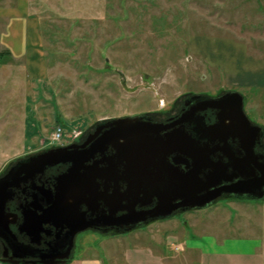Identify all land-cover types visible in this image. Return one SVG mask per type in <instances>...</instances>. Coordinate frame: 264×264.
Wrapping results in <instances>:
<instances>
[{"label": "rangeland", "instance_id": "obj_1", "mask_svg": "<svg viewBox=\"0 0 264 264\" xmlns=\"http://www.w3.org/2000/svg\"><path fill=\"white\" fill-rule=\"evenodd\" d=\"M24 1L19 14L41 22L48 73L31 77L25 58L2 44L9 17L1 13L20 0H0V176L17 159L55 146L59 125L70 141L72 131L102 119L171 114L193 94L238 91L264 127V0ZM193 220L199 232L222 228L243 240L245 250L252 239L264 245V198H245L126 233L86 229L73 252L96 250L104 264H200L181 246L192 240ZM2 256L0 244V263L8 264Z\"/></svg>", "mask_w": 264, "mask_h": 264}, {"label": "flooded vegetation", "instance_id": "obj_2", "mask_svg": "<svg viewBox=\"0 0 264 264\" xmlns=\"http://www.w3.org/2000/svg\"><path fill=\"white\" fill-rule=\"evenodd\" d=\"M230 91L234 90H227L218 95L193 94L184 98L171 114L166 110H159L144 114L146 117L141 119V123L153 139L166 141L175 135L187 136L199 140L203 147L210 146L212 159L210 165L202 169L199 174L200 179L195 180L196 185L200 182L211 184L207 194L212 202L207 206L220 199H253L254 196L264 193V133H257L253 128L247 130L244 137L239 136L227 127L231 123L230 119H227V102L220 104V107H213L206 103L208 98H220ZM234 103L232 101L230 106H234ZM247 116L253 124L260 125L248 114ZM113 119H102L93 129L84 130L77 139L39 151L67 147L64 151V160L47 165L26 181H20L19 186L14 188V198L7 204L8 212L18 214L11 218L14 234H7L0 230L2 251L6 254V257L2 256V259H5L8 264L62 262L71 245L72 231L77 225H87L89 226L87 229L102 233H126L159 220L172 218L179 212L188 211L183 210L184 204L177 200L172 203L176 207L173 214L163 218L159 214L168 203L161 202L164 204L162 205L156 197H143L136 201L128 199L121 202L100 200L92 203L89 201L81 204L80 222L73 227L57 228L54 225L55 222L51 220L44 225L42 232L38 235L22 230L26 208H32L43 214L42 209L52 205L62 177L74 164L78 165V160H80L79 164L83 163L81 176L94 177L92 184L95 183L103 190L110 188L113 192L118 187V192L125 194L131 187L137 185L135 177L131 178L129 173L125 172L128 161L119 156V142L111 139L110 132L117 127L112 123ZM30 155L32 154L17 159L15 163ZM179 157L180 154L172 153L169 161L184 172L193 168L190 159L187 162H180L182 157ZM116 162V169L113 168V170L117 173L112 175V178L110 175L111 179L104 177L101 169L109 167L111 163L114 165ZM209 174H213L211 180L207 179ZM83 231L75 235L71 255L75 239Z\"/></svg>", "mask_w": 264, "mask_h": 264}, {"label": "water", "instance_id": "obj_3", "mask_svg": "<svg viewBox=\"0 0 264 264\" xmlns=\"http://www.w3.org/2000/svg\"><path fill=\"white\" fill-rule=\"evenodd\" d=\"M208 99L206 103L213 107H220V104L227 102V119L231 121L227 127L234 130L239 136L244 137L245 132L253 128L257 133H264L263 127L253 124L247 116L244 110V97L240 92L230 91L220 98ZM232 101L235 102L234 106H230ZM143 117L146 116L114 118L112 123L117 127L110 132L111 139L119 142V156L128 161L125 172H128L131 178L135 177L137 185L131 187L130 191L125 194L118 192V187L113 192L110 191V188L103 190L95 183L92 184L95 180L94 177L84 178L81 176L83 163L79 164L80 160H78V165L74 164L70 171L62 177L52 205L43 208V214L32 208H26L22 230L38 235L42 232L44 225L51 220L55 222L54 225L57 228L73 227L80 222L81 204L89 201L92 203L100 200L121 202L128 199L136 201L143 197H156L160 203H168L159 214L163 218L173 214L176 207L172 203L177 200L184 204L183 210L204 208L210 204L212 199L209 198L207 190L211 184L200 182L196 185L195 182L196 179H200L199 174L202 169L210 165L212 160L210 146L203 147L199 140L187 136L175 135L166 141L153 139L148 134L147 128L141 123ZM65 149L67 147H58L32 154L19 160L4 175L0 176V230L7 234H14L11 228V218L18 214L7 211V204L15 195L14 188L19 186L20 181H26L27 178L42 171L47 165L64 160ZM172 153L180 154L182 157L180 162H187L190 159L193 168L184 172L171 164L169 156ZM116 166L117 162L114 165L111 163L109 167L101 169V174L111 179L112 175L117 173V171L114 172ZM212 176L213 174H209L207 179L211 180ZM263 196L264 193L254 196V198ZM88 227L87 225L75 227L72 231L69 251L64 260L58 264L68 262L75 235ZM3 256L6 257V254L4 253ZM3 261L7 262L5 259Z\"/></svg>", "mask_w": 264, "mask_h": 264}, {"label": "crops", "instance_id": "obj_4", "mask_svg": "<svg viewBox=\"0 0 264 264\" xmlns=\"http://www.w3.org/2000/svg\"><path fill=\"white\" fill-rule=\"evenodd\" d=\"M24 5L25 1L20 0L15 9H5L4 14L1 13L9 17L1 41L15 58H25L27 72L31 77L45 78L48 65L41 34V22L27 10L25 15L19 14L20 11L25 10ZM23 45H26V49L21 48ZM200 224L202 223L199 220L191 222L194 230L192 240L182 241L181 244L192 255V261H198L200 264H254L258 260L260 249L264 246L261 242L252 239L246 242L249 246L245 250L242 246L243 240L227 236L224 231H221L222 228L220 232L214 230L199 232ZM177 236L179 239L182 238L181 234ZM0 244L2 245L1 241ZM78 255L81 256L78 257ZM66 264H104V257L96 250L92 253L89 248H85L78 254L74 251L71 260Z\"/></svg>", "mask_w": 264, "mask_h": 264}, {"label": "built area", "instance_id": "obj_5", "mask_svg": "<svg viewBox=\"0 0 264 264\" xmlns=\"http://www.w3.org/2000/svg\"><path fill=\"white\" fill-rule=\"evenodd\" d=\"M65 128L61 125L57 126L52 135H51V143L52 145H62L66 141V135L64 132ZM82 134V130H74L70 135V141L77 139Z\"/></svg>", "mask_w": 264, "mask_h": 264}]
</instances>
